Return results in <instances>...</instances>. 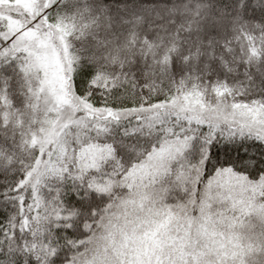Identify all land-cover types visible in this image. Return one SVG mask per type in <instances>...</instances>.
Segmentation results:
<instances>
[{"label": "snow or ice", "instance_id": "1", "mask_svg": "<svg viewBox=\"0 0 264 264\" xmlns=\"http://www.w3.org/2000/svg\"><path fill=\"white\" fill-rule=\"evenodd\" d=\"M0 264H264V0H0Z\"/></svg>", "mask_w": 264, "mask_h": 264}]
</instances>
